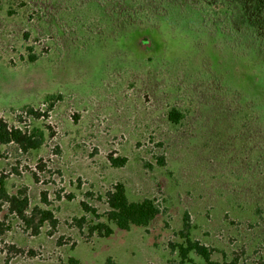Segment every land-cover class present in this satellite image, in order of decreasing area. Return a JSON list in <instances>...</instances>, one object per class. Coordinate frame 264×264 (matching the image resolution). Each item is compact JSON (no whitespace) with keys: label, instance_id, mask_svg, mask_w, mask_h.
Returning a JSON list of instances; mask_svg holds the SVG:
<instances>
[{"label":"rangeland","instance_id":"374dc122","mask_svg":"<svg viewBox=\"0 0 264 264\" xmlns=\"http://www.w3.org/2000/svg\"><path fill=\"white\" fill-rule=\"evenodd\" d=\"M249 33L264 39V0H0V119L45 135L0 146L8 193L29 198L25 218L2 207L0 264H202L180 255L188 234L215 262L264 264V54ZM117 185L155 202L150 226L108 223ZM37 210L55 231L25 222ZM98 223L113 235L90 236Z\"/></svg>","mask_w":264,"mask_h":264},{"label":"trees","instance_id":"16d2710c","mask_svg":"<svg viewBox=\"0 0 264 264\" xmlns=\"http://www.w3.org/2000/svg\"><path fill=\"white\" fill-rule=\"evenodd\" d=\"M155 2V1H153ZM155 4L153 3L152 6ZM148 5L144 6L141 11L145 12ZM152 10V9H151ZM141 14V12H138ZM259 35L249 33L245 36L246 40H252L260 42L258 51L260 50L264 54V39H258ZM259 40V41H258ZM146 41V40H145ZM147 45V42H143V45ZM29 62L35 63L39 56H36L33 52V48L29 49ZM48 102L52 99H56L54 95L49 96ZM61 98V97H59ZM58 99V98H57ZM51 100V101H50ZM28 115H37L35 111L26 107ZM168 119L173 125H177L183 119V115L176 108H173L168 113ZM45 141V135L42 131H23L19 128L10 127L8 123L0 119V146L2 145H17L24 153H28L33 150H38ZM124 164V163H122ZM46 202V199H44ZM107 205L109 211L107 213V221L109 224H114L117 228L123 231H129L132 227H148L151 223L160 215V209L154 201L145 199L140 202H131L126 194L125 187L123 185H117L106 194ZM8 204L10 211L16 213L18 216L25 218V213L29 208V198L25 195H10L6 188V177L0 175V214L2 207ZM82 207L85 211H89L90 207L85 203H82ZM39 215L38 227H43L48 224L52 230H56L58 227V220L55 218L51 211L37 210L31 219H26L29 225L34 226V217ZM85 218L77 221V226L83 231V226L86 223ZM8 227L4 222L0 220V238L7 232ZM89 235L93 236L97 234L100 238H109L113 235V229L110 225L105 223H98L92 225L89 229ZM184 243L177 245L180 255L183 259L189 258L192 253L203 261L202 264H238L237 260L215 262L212 258L211 250L200 244L198 241H194L188 235L183 237ZM189 260V259H188ZM191 262L194 263L191 259Z\"/></svg>","mask_w":264,"mask_h":264}]
</instances>
